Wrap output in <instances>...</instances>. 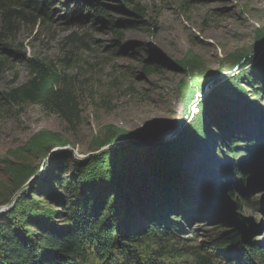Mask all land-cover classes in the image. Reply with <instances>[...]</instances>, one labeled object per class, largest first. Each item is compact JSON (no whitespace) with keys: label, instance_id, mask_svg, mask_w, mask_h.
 <instances>
[{"label":"rangeland","instance_id":"obj_1","mask_svg":"<svg viewBox=\"0 0 264 264\" xmlns=\"http://www.w3.org/2000/svg\"><path fill=\"white\" fill-rule=\"evenodd\" d=\"M101 2L112 21L131 18L123 8L136 2L143 8L141 18L149 23L121 27L119 36L99 20L82 25L56 15L54 22L22 27L17 35L19 52L59 62L80 92L73 123L32 103L11 106L0 100V218L15 200H21L14 214L32 235L47 225L63 224L59 203L69 189L60 186V176L65 174L76 187L87 185L90 190L94 185L88 181L106 184L117 176L109 159L111 149L134 144L121 153L148 156L153 140L167 139L169 128L189 114L199 122L204 146L214 145L202 159L220 175L235 161L249 167L244 148H236L240 151L232 155L224 151L222 141L228 133L238 146L244 137L258 140L264 134V97L255 96L257 76L264 70L257 62L264 60V0ZM70 57L76 60L66 64ZM180 58L200 60L201 74L194 83L176 67ZM15 60L0 70V95L30 77L28 67ZM151 64L156 67L147 72ZM235 73L240 76L238 86L253 101L249 109L254 117L246 116L245 104L232 100L223 85ZM63 162L65 172L59 169ZM41 177L42 193H26ZM251 200L245 205L232 193L221 197L226 211L249 228L251 239L264 250V184L254 186ZM150 204L147 198L141 209L126 206L127 216L144 221ZM204 210L218 216L204 215L185 225V236L194 240L191 244L211 239L221 220L219 206Z\"/></svg>","mask_w":264,"mask_h":264},{"label":"trees","instance_id":"obj_2","mask_svg":"<svg viewBox=\"0 0 264 264\" xmlns=\"http://www.w3.org/2000/svg\"><path fill=\"white\" fill-rule=\"evenodd\" d=\"M123 9L132 17L112 21L101 0H0V70L17 59L30 74L24 83L2 92L0 100L11 106L32 103L73 123L79 113V89L59 62L29 58L19 52L17 35L22 27L54 22L56 15L82 25L90 19L99 20L119 36L121 27L149 23L141 18L143 8L136 2H129ZM87 41L83 38V43ZM73 58H66L65 63ZM257 62L264 66V60ZM153 67L151 64L147 72ZM176 67L194 83L202 64L198 59L180 58ZM238 78V73L232 74L223 85L232 100L245 104L246 116L254 117L249 109L253 101L238 86ZM257 79L255 96L264 97V70ZM198 124L189 114L169 128L167 139L153 140L147 148L148 156L121 153L125 146L134 144L111 149L109 159L117 176L106 184L88 181L94 185L92 190L87 185L76 187L65 174L60 176V186L69 189L59 203L63 208L61 225L53 223L36 234L28 233L14 214L18 200L0 218L4 219L0 223V264H264L263 248L221 201L232 193L245 205L252 203L254 186L264 184V134L257 136L258 140L244 137L238 146L228 133L222 141L224 151L232 155L240 151L236 148H244L249 153V167H240L235 161L220 175L217 170H209L202 159L204 151H212L214 145L204 146ZM66 165L60 163L59 169L65 172ZM43 182V177L37 178L26 193H42ZM147 198L151 204L144 211L145 220L129 218L125 207L132 204L136 210L141 209ZM212 205L222 211L221 220L215 224L216 233L207 241L191 244L194 240L185 236V225L204 215L218 216L205 212V207Z\"/></svg>","mask_w":264,"mask_h":264},{"label":"water","instance_id":"obj_3","mask_svg":"<svg viewBox=\"0 0 264 264\" xmlns=\"http://www.w3.org/2000/svg\"><path fill=\"white\" fill-rule=\"evenodd\" d=\"M17 198H18V196L16 197V199H17ZM16 201H17V200H15V201L11 204V207H10L9 209H11V208L15 205Z\"/></svg>","mask_w":264,"mask_h":264}]
</instances>
